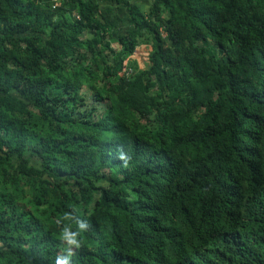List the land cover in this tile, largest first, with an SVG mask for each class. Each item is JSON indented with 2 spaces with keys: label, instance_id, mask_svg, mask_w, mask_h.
Masks as SVG:
<instances>
[{
  "label": "trees",
  "instance_id": "obj_1",
  "mask_svg": "<svg viewBox=\"0 0 264 264\" xmlns=\"http://www.w3.org/2000/svg\"><path fill=\"white\" fill-rule=\"evenodd\" d=\"M58 260L264 264V0H0V264Z\"/></svg>",
  "mask_w": 264,
  "mask_h": 264
},
{
  "label": "rangeland",
  "instance_id": "obj_2",
  "mask_svg": "<svg viewBox=\"0 0 264 264\" xmlns=\"http://www.w3.org/2000/svg\"><path fill=\"white\" fill-rule=\"evenodd\" d=\"M133 1L138 2L142 8L145 7L147 3L150 2V0H133ZM149 52H150V48L148 45L140 44L135 48L132 56L130 57V62H135L138 68L139 67L144 68L148 61ZM129 69H131V67L127 68V70ZM124 70H125V65H124Z\"/></svg>",
  "mask_w": 264,
  "mask_h": 264
},
{
  "label": "clouds",
  "instance_id": "obj_3",
  "mask_svg": "<svg viewBox=\"0 0 264 264\" xmlns=\"http://www.w3.org/2000/svg\"><path fill=\"white\" fill-rule=\"evenodd\" d=\"M81 227H83V225H81ZM57 264H63V261L58 260Z\"/></svg>",
  "mask_w": 264,
  "mask_h": 264
},
{
  "label": "crops",
  "instance_id": "obj_4",
  "mask_svg": "<svg viewBox=\"0 0 264 264\" xmlns=\"http://www.w3.org/2000/svg\"><path fill=\"white\" fill-rule=\"evenodd\" d=\"M140 68V67H139Z\"/></svg>",
  "mask_w": 264,
  "mask_h": 264
}]
</instances>
